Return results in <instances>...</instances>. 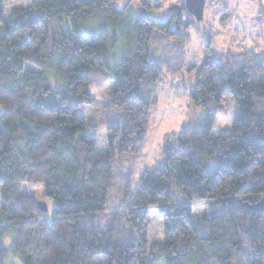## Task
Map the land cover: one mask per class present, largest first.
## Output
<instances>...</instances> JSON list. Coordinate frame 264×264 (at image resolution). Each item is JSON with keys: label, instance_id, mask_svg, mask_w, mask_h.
I'll return each mask as SVG.
<instances>
[{"label": "trees", "instance_id": "obj_1", "mask_svg": "<svg viewBox=\"0 0 264 264\" xmlns=\"http://www.w3.org/2000/svg\"><path fill=\"white\" fill-rule=\"evenodd\" d=\"M139 7L145 14L118 10L115 0H30L6 20L0 0V264L11 226L10 264H93L98 255L99 264H264V207H255L264 197V62L251 49L216 57L206 46L188 96L190 116L199 107L204 114L164 142L161 160L139 174L124 211L112 213L104 230L82 223L105 210L112 159L143 151L157 100L140 82L155 85L161 76L149 60L153 33L183 44L193 25L189 16L159 24L148 4ZM260 7L264 16V0ZM98 18L111 29L76 31ZM114 28L124 48L109 67ZM96 66L111 72L109 99L125 116L121 127L105 129V153L84 135L80 114L95 104L89 77ZM224 96L239 114L227 133L212 137L209 106ZM213 155L220 157L214 171L201 174ZM26 182L42 185L53 201L49 223L45 204L19 193ZM201 202L208 212L197 219L191 207ZM149 209H158L160 243L149 238Z\"/></svg>", "mask_w": 264, "mask_h": 264}, {"label": "rangeland", "instance_id": "obj_2", "mask_svg": "<svg viewBox=\"0 0 264 264\" xmlns=\"http://www.w3.org/2000/svg\"><path fill=\"white\" fill-rule=\"evenodd\" d=\"M184 1L115 0V5L118 10L128 6L133 14H145V11L142 12L139 9L140 2H144L151 9L148 14L153 18L156 17L155 22L161 24L162 19L164 20L169 13L170 9H167L170 7L176 10V7L184 5ZM29 2L30 0H5L6 15L4 18L7 20L12 9L26 7ZM261 2L262 0H205L202 21L197 22L195 18L187 16L193 25L188 30L189 39L183 44L176 42L174 44L171 37L162 35L158 31L153 33V38L149 43L151 55L149 60L159 66L161 76L155 85L140 82L142 92L152 91L157 100L151 111L150 126L143 151L137 156L122 154L112 159V179L108 187L105 210L83 220L82 223L87 227L104 230L112 213L124 211L127 195H132L135 191L139 174L161 160L160 149L164 142L177 134L184 124L191 120L194 122L195 118L197 120L204 114L205 109L199 107L190 116L188 96L195 83L192 67L202 62L207 45L216 57L229 51L238 52L251 49L262 55L264 62V16L261 14ZM155 6H159V9ZM62 22L64 27H71L67 18H63ZM104 28L111 29L106 21L98 18L79 24L76 31L82 36H95ZM115 31L118 42L106 56L109 67L116 66L123 54L122 32L121 30ZM119 40H121L120 43ZM50 79L53 80L51 77ZM112 87L111 72L103 66H96L89 77V89L95 104L89 108H82L83 110L80 111L88 125V128L87 126L84 128V135L94 137L98 143V150L102 153L107 151L105 129L108 126L121 127L125 122L124 113L114 107L109 99ZM209 110L216 112L212 137L227 133L234 118L239 114L237 105L226 96L222 97L217 108L211 105ZM219 160L218 155H213L208 163L200 168V173L211 174ZM17 188L21 195L29 196L35 202L45 204L44 220L49 223L54 203L43 195V186L26 182L18 184ZM1 201L2 186L0 185V207ZM255 207L263 209L264 197L256 203ZM191 209L195 217L200 219L207 214L208 204L201 202L192 206ZM148 216L150 241L160 243L162 229L158 219V209H149ZM0 224H6L1 213ZM14 232V227L11 226L2 238L3 264H10L13 257L11 244ZM102 260L103 257L98 255L93 257L92 263L99 264Z\"/></svg>", "mask_w": 264, "mask_h": 264}, {"label": "water", "instance_id": "obj_3", "mask_svg": "<svg viewBox=\"0 0 264 264\" xmlns=\"http://www.w3.org/2000/svg\"><path fill=\"white\" fill-rule=\"evenodd\" d=\"M184 7L197 22L202 21L205 0H185Z\"/></svg>", "mask_w": 264, "mask_h": 264}, {"label": "flooded vegetation", "instance_id": "obj_4", "mask_svg": "<svg viewBox=\"0 0 264 264\" xmlns=\"http://www.w3.org/2000/svg\"><path fill=\"white\" fill-rule=\"evenodd\" d=\"M170 9V10H169ZM176 10H174V8H168L167 10H169V13H167V16L165 17V19H162V23L161 24H168L172 21L173 18L177 17L178 20H181L183 18H185L186 16H191L188 11L185 9L184 5L182 6H178L175 8ZM140 16V15H137ZM192 17V16H191ZM163 18V17H162ZM194 18V17H193Z\"/></svg>", "mask_w": 264, "mask_h": 264}, {"label": "crops", "instance_id": "obj_5", "mask_svg": "<svg viewBox=\"0 0 264 264\" xmlns=\"http://www.w3.org/2000/svg\"><path fill=\"white\" fill-rule=\"evenodd\" d=\"M99 149V148H98ZM101 151V150H100Z\"/></svg>", "mask_w": 264, "mask_h": 264}]
</instances>
